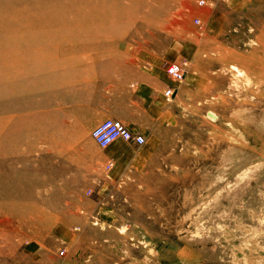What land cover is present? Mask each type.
Returning <instances> with one entry per match:
<instances>
[{"label": "rangeland", "instance_id": "1", "mask_svg": "<svg viewBox=\"0 0 264 264\" xmlns=\"http://www.w3.org/2000/svg\"><path fill=\"white\" fill-rule=\"evenodd\" d=\"M100 1L107 16L59 24L24 74L14 106L45 131L6 161L27 191L0 197V264H264V0ZM140 60L204 87L151 164L112 182L98 94Z\"/></svg>", "mask_w": 264, "mask_h": 264}, {"label": "bare ground", "instance_id": "2", "mask_svg": "<svg viewBox=\"0 0 264 264\" xmlns=\"http://www.w3.org/2000/svg\"><path fill=\"white\" fill-rule=\"evenodd\" d=\"M104 5L100 0H0V88H5V92L0 91V197L26 193L24 181L14 176L11 168L5 167L6 161L12 153L17 155L20 152L19 146L23 143L20 135L26 132L29 136L30 132L36 136L35 133L41 135L45 131V127L34 128L27 113L14 106V101L20 98L18 90L22 89L30 61L34 55L49 50L59 41L55 38L63 29L59 24L71 19L103 18L107 16ZM131 11L136 13L132 16L147 21L159 18V13L145 2L132 6ZM117 12L115 9L113 18L119 17ZM41 85L44 87L43 83ZM18 112L16 121L4 122ZM19 119L28 124L20 126ZM10 179L16 184L13 191L8 182Z\"/></svg>", "mask_w": 264, "mask_h": 264}, {"label": "crops", "instance_id": "3", "mask_svg": "<svg viewBox=\"0 0 264 264\" xmlns=\"http://www.w3.org/2000/svg\"><path fill=\"white\" fill-rule=\"evenodd\" d=\"M164 69L140 60L129 76L130 79L122 85L124 91L112 89L118 85L107 86L110 89L99 91L98 95L104 99L101 100L104 107L95 120L119 121L134 134L146 138L143 146L118 140L105 149L99 148L102 162L112 163L108 171L112 182H118L127 175L141 173L151 164L164 142L165 132L177 126L183 106L194 99L195 89L204 87L203 80L192 78L190 74L185 76L186 81L180 85ZM170 88L173 89L174 96L168 101L165 93Z\"/></svg>", "mask_w": 264, "mask_h": 264}, {"label": "built area", "instance_id": "4", "mask_svg": "<svg viewBox=\"0 0 264 264\" xmlns=\"http://www.w3.org/2000/svg\"><path fill=\"white\" fill-rule=\"evenodd\" d=\"M204 4V1H202L201 5ZM167 73L170 78L177 83H181L185 80V70L180 65H169L167 67ZM173 96V89H168L165 93L167 100L171 101ZM92 138L102 149L109 147L118 140L137 146H143L146 143V138L144 136L134 134L131 129L127 128L121 122L112 119L105 120L98 125L92 131ZM111 167L112 163L109 164L108 169ZM61 255H64V252H61Z\"/></svg>", "mask_w": 264, "mask_h": 264}]
</instances>
